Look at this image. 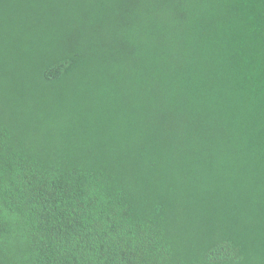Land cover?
<instances>
[{"label": "trees", "instance_id": "trees-1", "mask_svg": "<svg viewBox=\"0 0 264 264\" xmlns=\"http://www.w3.org/2000/svg\"><path fill=\"white\" fill-rule=\"evenodd\" d=\"M0 264H264V0H0Z\"/></svg>", "mask_w": 264, "mask_h": 264}]
</instances>
